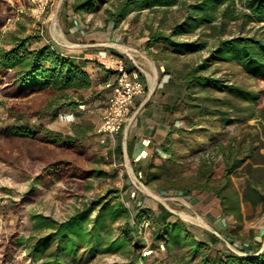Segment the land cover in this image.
<instances>
[{
  "label": "trees",
  "instance_id": "trees-1",
  "mask_svg": "<svg viewBox=\"0 0 264 264\" xmlns=\"http://www.w3.org/2000/svg\"><path fill=\"white\" fill-rule=\"evenodd\" d=\"M0 0V29L5 20ZM100 0H85L75 12L90 11ZM178 7L179 20L163 29L147 25L146 46L163 45L173 55L195 54L207 50V55L197 65L178 72V79L185 85L183 97L188 113L187 129L170 131L166 144L173 133L182 141L204 131V138L217 140V134L208 135V124L219 123L225 128L250 118L261 119L253 129L240 139L232 137L220 143L216 155L223 163V175L214 177L213 159L201 158L197 167L198 185L194 189L212 194L219 202L221 214L242 224V204L264 213V108L252 110V106L264 97V89L251 90L244 86L224 82L205 74L214 64L234 62L248 76L264 81V37L248 34L246 28L258 25L264 30V0H115L105 10L106 21L118 27L130 14L148 10L161 12ZM233 28L238 32L234 33ZM203 34L202 37L200 36ZM198 34L197 38H183ZM213 46L208 49L209 40ZM27 39L11 36V48L0 49V94L9 99L7 118L16 124L0 131V161L14 169H20L34 183L43 184L52 179L72 184V188L88 190L85 177L100 176L102 170L86 166L91 161L83 140L91 127L79 125L72 133L65 134L42 125H31L30 119H41L58 114L62 110H75L89 102L84 92H90L93 80L87 71L89 60L66 55L51 44L37 48L26 47ZM112 55L123 58L113 49ZM95 66L101 67L90 60ZM130 72L131 68L127 67ZM102 85L106 84L111 71L104 70ZM139 78L145 82L142 74ZM221 94V95H219ZM90 97H95L93 93ZM199 119L193 122L192 117ZM191 120V121H190ZM247 137V138H246ZM162 145L168 155L162 165L150 163L139 172L141 182L147 186L167 179L170 170L164 164L175 163L173 149ZM117 151L122 154L121 145ZM233 178H243L242 190L235 188ZM177 189L178 187L172 186ZM183 190V189H181ZM117 190H109L103 196L93 197L62 221L44 216L31 215L33 230L38 234L26 240L28 257L36 264H79L86 255L120 254L126 258L121 264H264V248L256 247L242 256L223 248L214 247L219 239L213 233L199 229L177 218L162 205L155 211L141 209L135 215L122 203ZM32 187L16 203L34 201ZM148 220L149 237L144 239L141 220ZM118 224V234L112 236V226ZM12 243L2 236L0 256L4 262L13 254ZM147 248L149 254H142ZM159 254L160 256H157Z\"/></svg>",
  "mask_w": 264,
  "mask_h": 264
},
{
  "label": "rangeland",
  "instance_id": "rangeland-1",
  "mask_svg": "<svg viewBox=\"0 0 264 264\" xmlns=\"http://www.w3.org/2000/svg\"><path fill=\"white\" fill-rule=\"evenodd\" d=\"M84 1L62 0L60 3L54 2L44 17L36 19L32 17L26 0H5L3 5L5 20L0 29V49L11 48V36L27 39L26 47L29 49L51 44L58 50L74 51L75 55L81 56L83 54V52H79L81 44H95L99 42L100 37L105 40L106 36L109 37L108 46L110 49L123 57L129 48L137 49L147 58L144 60L138 56L137 60L143 65V69L150 74L149 77L155 76V86L151 92L150 82L149 84L145 83L146 95L142 101H144L143 107H146L148 111L144 114L146 119L142 124V131L144 135L154 133L157 125L162 124L165 136L161 143L155 146L149 144L151 147L148 156L143 160L133 159L132 161L125 153H119L117 151V146L120 145L119 141L114 151L101 146L94 129L100 121L101 110L107 104L109 92L102 85L105 69L103 70L101 67L100 71L90 72L93 80L92 89L90 92L83 93L84 98H87L89 103L86 106L81 105L75 110H69L75 113L73 123L63 124L59 122L57 114L41 119H30L29 122L31 125H42L65 134L72 133V129L79 125L90 126L91 131L83 140L90 157H92L86 166L100 168L102 174L85 177L83 181L87 183L89 189L78 191L75 188L71 189L72 184H65L58 179H52L43 184L34 183L20 169H14L0 161V242L4 236L6 242L13 245V254L10 259L3 262L0 256V264H36L28 257L26 248L27 238L32 234H38L37 231L33 230L31 215L42 214L55 221H62L93 197L103 196L107 191L114 189L117 190V193L112 195H117L132 215L141 209L155 211L158 205H162L177 218L199 229V235L202 231L213 233L215 236L218 234L228 242H236L239 245L245 244V251L253 250V238L260 234L264 236V213H260V208L253 210L250 205L242 204L244 215L242 224L239 225L230 218L231 222L227 220V229L223 233H217L212 228L207 216L208 212L212 214V211L220 210L219 202L212 194L196 190L194 187L198 185L197 167L200 159H213L215 163L213 175L215 178L221 177L224 167L221 158L216 155L219 144H226L227 140L232 137L240 139L244 135L253 134L256 131L253 126H256L258 130V121L261 119L250 118L245 122L233 123L225 128H222L217 122L211 124L205 121L202 123L210 125L208 126V135L217 134V140L211 141L210 138H204V131L202 130L191 135L187 142L182 141L176 133H173L170 136V141L166 144L165 139L170 131L181 128L187 129L185 116L189 110L183 103L186 89L185 85L178 79V72L186 71L200 63L203 57L207 55V50L195 54L173 55L163 45L147 48L148 31L146 26L153 25L155 28L158 21L162 19L164 22L163 29H166L180 19L182 13L178 7L168 10L166 14L151 13L148 10L140 13L134 12L115 28L106 21L105 14V10L115 0H100L96 7L90 11L75 12V8ZM53 15L55 19L57 18L56 25H54ZM8 19L11 21L8 22ZM73 21L76 23L74 24ZM52 28L59 30L64 40L55 37ZM233 32L237 33V28H233ZM104 33L106 36L103 35ZM245 33L264 37V30L258 29V25L247 27ZM202 35L201 33L200 36L202 37ZM198 36L195 34L183 38L194 39ZM213 43V40H209L208 49L213 46ZM105 47L90 46L88 49H91L92 54H95ZM205 74L213 75L224 82L235 83L251 90L264 89V81L248 76L234 62L214 64ZM110 78H112V73ZM91 93L95 97L91 98ZM8 101L7 97L0 94V131L16 124L14 120L8 119L6 116ZM261 108H264V97H261L259 102L252 106V110L256 111L257 114ZM61 112H67V110ZM191 119L196 122L199 117L195 116ZM146 121L154 123L148 124ZM139 127L134 119L127 129L126 138L134 135ZM137 138L140 139L141 136L139 135ZM163 144L175 152V163L164 164L163 166L165 170H170L172 175L153 185L147 186L143 183V186H140L136 181L139 171L146 168L150 163L162 165L167 159L168 155L162 148ZM260 153L264 154V149H261ZM145 155L146 153L141 154L143 157ZM233 183L236 189L242 190L244 179L233 178ZM134 184L137 185V188ZM171 185L178 188L173 189ZM31 187L36 194L35 200L16 206L22 195ZM192 197L196 199L197 206L191 205ZM186 215L193 218L189 219L185 217ZM197 217H200L208 227H204L196 221L195 218ZM140 229L139 234L147 239L149 228L146 216L141 220ZM117 234L118 224H115L112 226L111 235L114 237ZM258 245L261 248L264 247V241ZM214 247L228 249L220 239ZM149 253L147 248L142 251L143 255ZM156 255L160 256L159 254ZM124 262H126V258L120 254H98L93 258L84 255L79 264H121Z\"/></svg>",
  "mask_w": 264,
  "mask_h": 264
},
{
  "label": "built area",
  "instance_id": "built-area-1",
  "mask_svg": "<svg viewBox=\"0 0 264 264\" xmlns=\"http://www.w3.org/2000/svg\"><path fill=\"white\" fill-rule=\"evenodd\" d=\"M26 2L32 17L41 19L54 2L60 3L62 0H26ZM10 21L11 19H8V22ZM105 48L89 57L103 69L112 72V78L106 84V87L110 88L108 101L100 112V121L94 129V133L101 146L114 151L119 141L118 137L126 138L127 129L134 120V108L136 105L144 104L142 100L146 95V87L145 82L139 78V74H143L144 69L137 58L138 56L144 60L147 58L137 49L131 48L125 53V59L119 58L109 53ZM127 62L132 66L130 72L127 70ZM57 118L63 124H71L75 121V113L73 111L59 112ZM141 178V173H138L136 181L140 186H143ZM134 186L137 188V185L134 184ZM216 236L231 252L242 256L248 255L244 249L245 244L231 243L218 234Z\"/></svg>",
  "mask_w": 264,
  "mask_h": 264
},
{
  "label": "crops",
  "instance_id": "crops-1",
  "mask_svg": "<svg viewBox=\"0 0 264 264\" xmlns=\"http://www.w3.org/2000/svg\"><path fill=\"white\" fill-rule=\"evenodd\" d=\"M73 22H74V24L76 23V21H73ZM103 35L106 36V33H104ZM98 40H99V42H97L95 44H81L80 45L81 49L79 50V52H83V54H82L83 59L89 60L88 66H87V71H88L89 74H90V72H96V70L100 71L101 67L95 66L94 63L90 62L89 57L91 55H93V54L91 52V49H88V48H90V46H106V48L110 49V47L108 46V40H109L108 36L105 37V40H102L101 37ZM59 51L63 52L66 55H73V56H76V57H81V55H75L74 51H69V50L65 51V50H61V49H59ZM126 64L128 65V67H130V68L132 67L130 65V63H128V62ZM103 73H105V71H103ZM142 75L145 78V83L149 84V76L148 75H150V74L147 73V71L144 69V73ZM152 90L153 89L150 88V92ZM147 111H148V109H146V107H143V104L135 107L134 108V112H135L134 119H135L136 123H138V125L140 127L134 133V135H132L130 138H128V139L125 138L124 139L122 136H120V138H119V143L121 145L122 152L125 153L127 156H129L132 159V161H133V159L143 160L144 158H146L148 156V152L150 150L149 148L151 146H155L158 143H161L163 141V139H164V136H165V133L163 132L164 126L162 124L157 125L158 127L155 128V132L154 133H148V134H145V135L143 134V131H142V126L143 125L142 124H143V122H145L144 119H146V118H145L144 114ZM146 122L148 124L154 123L152 121H146ZM139 135L141 136L140 139L137 138V136H139ZM97 139H98V137H97ZM140 152H142V155H144V153L146 152L147 156L144 157V158L139 159L138 155H139ZM191 205L197 206L196 199H194L193 197L191 198ZM207 217H208V219H210L209 222L212 225V228L217 233H223L227 229V224H228L227 220H229V222H231L230 221L231 217H226V216L222 215L220 210L219 211L218 210H214V211H212V214H210L208 212V216ZM258 238H259V241H258ZM261 241H264V236H261V234L260 235H256L253 238V250L250 249V250H247V251L249 253L254 251L256 249V247L260 246L258 244ZM262 248H264V247H262ZM262 248L260 247V249H262Z\"/></svg>",
  "mask_w": 264,
  "mask_h": 264
},
{
  "label": "bare ground",
  "instance_id": "bare-ground-1",
  "mask_svg": "<svg viewBox=\"0 0 264 264\" xmlns=\"http://www.w3.org/2000/svg\"><path fill=\"white\" fill-rule=\"evenodd\" d=\"M52 18H53V21H55L54 22V25H56V19H55V16L53 15L52 16ZM52 32H53V34H54V36L55 37H57V38H59V39H63L64 40V37H63V35H62V33L59 31V30H56L55 28H52ZM124 48V47H123ZM150 68L154 71V68L150 65ZM149 76V75H148ZM149 82H150V87H151V89H153L154 88V86H155V76H152V77H149ZM143 152V151H142ZM142 152H140L139 153V155H138V157H139V159H141V158H144V157H146L147 156V153H146V155L143 157V156H141V154H142ZM185 217H187V218H189V219H192L193 217H191V216H189V215H186ZM196 219V221H198L201 225H203L204 227H208L207 226V224L200 218V217H197V218H195Z\"/></svg>",
  "mask_w": 264,
  "mask_h": 264
}]
</instances>
